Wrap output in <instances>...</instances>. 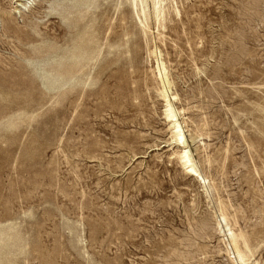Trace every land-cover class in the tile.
<instances>
[{
  "label": "rangeland",
  "instance_id": "rangeland-1",
  "mask_svg": "<svg viewBox=\"0 0 264 264\" xmlns=\"http://www.w3.org/2000/svg\"><path fill=\"white\" fill-rule=\"evenodd\" d=\"M0 264H264V0H0Z\"/></svg>",
  "mask_w": 264,
  "mask_h": 264
},
{
  "label": "bare ground",
  "instance_id": "bare-ground-1",
  "mask_svg": "<svg viewBox=\"0 0 264 264\" xmlns=\"http://www.w3.org/2000/svg\"><path fill=\"white\" fill-rule=\"evenodd\" d=\"M28 1V0H27ZM162 3V2H161ZM161 69V68H160ZM160 78H162V77H160ZM164 79V78H163ZM162 80V79H161ZM167 80V79H166ZM163 81V80H162ZM163 84V83H162ZM168 86V85H167ZM163 87H164V85H163ZM166 89V88H165ZM167 90V89H166ZM168 93V92H167ZM163 96L166 98L167 97V94H166V91H164L163 92ZM176 96V95H175ZM162 99H163V97H162ZM171 100V99H170ZM165 101V100H164ZM166 101H168V99H166ZM168 103L170 104V101H168ZM168 107H169V105H168ZM169 112H168V117H169V119H171L172 121L175 119V117L177 116V115H174V113H173V110H172V108H169V110H168ZM170 120V121H171ZM178 122V121H177ZM180 123V122H179ZM177 124V123H175V124H173V127L176 129V131H175V136L178 138V140L180 139V141H181V143H184V141H183V136H182V130L180 129V124ZM184 130V129H183ZM178 140H176V142L178 141ZM179 142V141H178ZM183 160H184V164H186L187 166L189 165V170H191L192 172H196V173H198L199 171L197 170V165H196V163H195V161L193 160V158L192 157H190V154H189V150H185V151H183L182 153H181V155H179ZM178 156V157H179ZM200 173V172H199ZM198 175H200V174H198ZM197 175V176H198ZM200 177V176H199ZM205 180V179H204ZM207 191H208V189H207ZM208 194H209V192H208ZM229 232V231H228ZM233 233V232H232ZM230 235V234H229ZM234 239V238H233ZM232 239V240H233ZM237 242V241H236ZM233 246H235V245H233ZM237 247V246H236ZM236 251H238L237 249H236ZM235 251V252H236ZM240 253V250H239V252H238V254ZM241 254V253H240ZM244 258V257H243ZM242 259V258H241ZM245 259V258H244ZM240 262H242V261H240ZM243 263V262H242Z\"/></svg>",
  "mask_w": 264,
  "mask_h": 264
}]
</instances>
